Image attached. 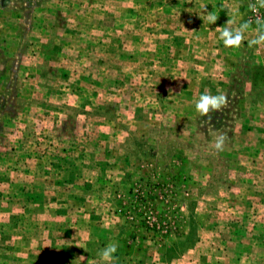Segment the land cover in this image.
Listing matches in <instances>:
<instances>
[{
	"label": "rangeland",
	"instance_id": "rangeland-1",
	"mask_svg": "<svg viewBox=\"0 0 264 264\" xmlns=\"http://www.w3.org/2000/svg\"><path fill=\"white\" fill-rule=\"evenodd\" d=\"M250 3L0 0V264H264V47L217 30Z\"/></svg>",
	"mask_w": 264,
	"mask_h": 264
},
{
	"label": "clouds",
	"instance_id": "clouds-1",
	"mask_svg": "<svg viewBox=\"0 0 264 264\" xmlns=\"http://www.w3.org/2000/svg\"><path fill=\"white\" fill-rule=\"evenodd\" d=\"M248 8L253 13L257 14L255 19V27L252 25V21H245L238 27H232L235 23L234 20L229 19L227 21L228 27L217 28L219 31V39L223 41L226 48L239 49L245 41V34H254L252 38L248 39V47H264V17L258 15L259 9L264 8V0H255V3H250ZM217 16L209 13L208 20L211 24L217 21ZM218 95H212L208 92L200 95L199 99L195 102V110L201 116H207L208 120H211V113L222 111L227 108L230 100L227 93L218 90ZM228 139L227 134L221 133L215 138L214 148L217 152L224 150L225 141ZM118 250V244L110 242L98 253L103 264H115L118 257L115 253ZM84 259V257H82ZM95 264V262H92Z\"/></svg>",
	"mask_w": 264,
	"mask_h": 264
}]
</instances>
